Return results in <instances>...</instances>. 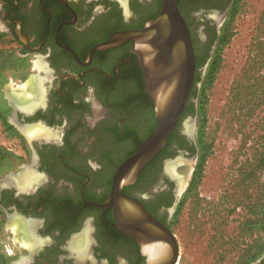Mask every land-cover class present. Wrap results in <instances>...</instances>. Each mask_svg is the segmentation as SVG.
<instances>
[{
	"label": "flooded vegetation",
	"instance_id": "af4514ba",
	"mask_svg": "<svg viewBox=\"0 0 264 264\" xmlns=\"http://www.w3.org/2000/svg\"><path fill=\"white\" fill-rule=\"evenodd\" d=\"M232 2L178 1L195 61L191 100L163 148L116 191L118 172L159 119L136 42L105 44L142 31L160 15L163 0H0V31L45 64L31 83L38 96L12 99L13 123H5L19 133L37 125L45 132L33 140L29 162L0 178V210L7 221L22 222L17 236L25 244L6 264L177 263L168 232L193 151L184 124L219 19ZM118 195L146 215L135 207L124 211Z\"/></svg>",
	"mask_w": 264,
	"mask_h": 264
},
{
	"label": "rangeland",
	"instance_id": "374dc122",
	"mask_svg": "<svg viewBox=\"0 0 264 264\" xmlns=\"http://www.w3.org/2000/svg\"><path fill=\"white\" fill-rule=\"evenodd\" d=\"M212 42L184 124L193 151L184 161L187 170L172 209L170 227L179 246L176 264H261L264 0H233ZM42 70L39 56L24 54L0 31V178L29 162L36 152L33 140L45 134L40 125L22 133L5 125L13 123L12 99L24 101L21 93ZM92 97L103 108V101ZM21 224L16 218L7 221L0 210V264L24 252L17 236Z\"/></svg>",
	"mask_w": 264,
	"mask_h": 264
},
{
	"label": "water",
	"instance_id": "95a60500",
	"mask_svg": "<svg viewBox=\"0 0 264 264\" xmlns=\"http://www.w3.org/2000/svg\"><path fill=\"white\" fill-rule=\"evenodd\" d=\"M178 1L163 0L160 15L142 31L116 34L105 44V47H110L128 40L136 42V53L145 73L146 92L154 101L159 119L154 132L118 172L114 182L116 191L133 182L143 167L163 148L191 100L195 85V61L191 36L179 12ZM196 83L199 88L201 81ZM118 196L122 198L124 211L135 207L146 215L137 202ZM124 214L127 215L126 212ZM168 233L175 247L174 262L179 256V246L175 235Z\"/></svg>",
	"mask_w": 264,
	"mask_h": 264
},
{
	"label": "bare ground",
	"instance_id": "6f19581e",
	"mask_svg": "<svg viewBox=\"0 0 264 264\" xmlns=\"http://www.w3.org/2000/svg\"><path fill=\"white\" fill-rule=\"evenodd\" d=\"M37 85V84H36ZM27 86H28V84H27ZM26 86V88H25V90L21 93L22 94V96H26V97H32V96H34V94L36 93V90L35 89H33L34 88V86H33V88L31 87V85H30V87L28 88ZM35 90V91H34ZM40 91V90H39ZM36 131V130H35Z\"/></svg>",
	"mask_w": 264,
	"mask_h": 264
}]
</instances>
